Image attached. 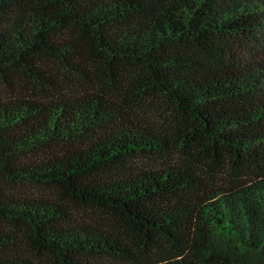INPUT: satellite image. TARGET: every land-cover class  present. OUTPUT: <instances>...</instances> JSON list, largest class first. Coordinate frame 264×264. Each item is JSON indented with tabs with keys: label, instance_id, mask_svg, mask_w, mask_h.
Segmentation results:
<instances>
[{
	"label": "trees",
	"instance_id": "1",
	"mask_svg": "<svg viewBox=\"0 0 264 264\" xmlns=\"http://www.w3.org/2000/svg\"><path fill=\"white\" fill-rule=\"evenodd\" d=\"M49 257L264 264V0H0V264Z\"/></svg>",
	"mask_w": 264,
	"mask_h": 264
},
{
	"label": "rangeland",
	"instance_id": "2",
	"mask_svg": "<svg viewBox=\"0 0 264 264\" xmlns=\"http://www.w3.org/2000/svg\"><path fill=\"white\" fill-rule=\"evenodd\" d=\"M154 97L153 95L142 96L141 101L135 105L134 110L139 116L143 117V119L153 122L156 126L164 127L165 125H170V120L175 116L173 114L174 112L165 107L159 98ZM27 188L26 190H32L29 187ZM70 206H72L71 209L77 217L87 222H92L96 225H112L114 223L112 221L114 218L111 217L108 211L102 208L93 207L89 204H77L76 202H71ZM49 258L48 261H50L51 264H57L55 258Z\"/></svg>",
	"mask_w": 264,
	"mask_h": 264
}]
</instances>
